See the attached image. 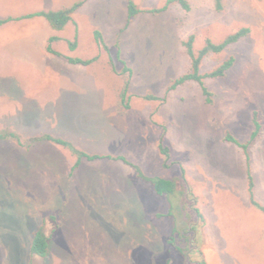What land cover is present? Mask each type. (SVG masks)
I'll list each match as a JSON object with an SVG mask.
<instances>
[{"label":"rangeland","instance_id":"1","mask_svg":"<svg viewBox=\"0 0 264 264\" xmlns=\"http://www.w3.org/2000/svg\"><path fill=\"white\" fill-rule=\"evenodd\" d=\"M129 1L139 12L127 21ZM166 1L0 0V19L81 2L52 35L61 56L46 48L37 61L14 54L40 17L0 26V133L16 135L0 140V264H196L201 256L204 264H264V213L250 204L246 177L249 168L264 206V0H223L221 10L213 0L162 9ZM241 27L247 35L200 63L205 74L234 59L224 75L203 78L210 102L194 81L168 89L189 71L190 36L197 52L205 39L218 43ZM125 85L128 108L118 98ZM254 112L260 129L247 161L224 136L246 142ZM43 135L99 157L77 163ZM133 166L178 182L183 169L205 219L187 259L166 243L173 226L186 227L183 213L168 214L166 198ZM38 229L49 240L45 257L29 250Z\"/></svg>","mask_w":264,"mask_h":264},{"label":"trees","instance_id":"2","mask_svg":"<svg viewBox=\"0 0 264 264\" xmlns=\"http://www.w3.org/2000/svg\"><path fill=\"white\" fill-rule=\"evenodd\" d=\"M214 7L216 10H221L223 8V0H213ZM176 3L178 4L182 9L188 10L189 9V2L188 0H167L165 5L162 9L166 8L169 4ZM81 2H77L73 4L69 8L64 9H57V10H40L36 12H30L15 18L12 17H6L0 19V25L12 21V20H21V19H28L32 17H43L49 25L54 29H62V27L70 20V14L71 12L80 5ZM127 21L132 19L138 12L139 9L136 7L134 3L131 1L128 2L127 6ZM247 27H241L238 30H236L233 33L228 34L222 41L215 43L211 41L210 39H205L204 45L201 49H199L197 52L193 51L192 47V41L193 36H190L186 42H184V46L186 48V52L190 59V66L189 71L182 74L178 78L172 81L168 89H174L178 85L184 83L185 81H194L196 82L201 91L202 94L205 96V100L207 102H210V92L206 89V87L203 84V78L204 77H220L224 75V73L231 67L233 63V58L228 57L224 59L219 65H217L214 69L210 70L209 72L205 74H200L199 72V66L202 61V59L210 54V53H218L224 50L228 45L235 43L238 41L241 37H244L248 33ZM95 38L97 40L100 39L99 33H95ZM59 39L57 36H50L48 38V42L46 45V51L49 53H52L54 55L61 56V54L55 50L51 46V42ZM70 48H74L76 46V35L73 38L72 41H69ZM69 63L71 64H81V65H87L89 64L93 59H81L77 57H64ZM127 85H125L124 89L119 93V103L123 108H128V98L126 96ZM146 98L151 99L154 98L153 96L149 95ZM252 123H253V130L249 136V138L246 140V142H239L234 136L227 133L224 136V140L230 143L236 144L238 147H241L243 150V153L245 154V159L248 161V155H247V146L248 144L256 137L259 129L260 124L257 117L256 112L253 113L252 116ZM163 133L160 135V141L158 144V150L163 156V164L164 166L167 165L166 161L170 156L169 147L164 144V137ZM7 137H16L14 132H3L0 133V140L5 139ZM43 139L52 141L56 144L62 145L63 147H66L69 149L72 154H74L77 158V163L81 158H85L87 160H92L97 157L98 155H90L87 154L77 148L74 147V145L62 138L59 137H52L50 135H43ZM124 160V159H123ZM133 168L136 171V176L139 179L147 181L151 185V190L158 196H164L168 202V214H174V211H180V213H183V216L185 218V221L187 222L186 227L182 228L181 231H177L176 227L173 226L171 233L169 234L166 243L171 245L172 248L184 259H187L188 252L192 249L193 244H191V239L195 236L197 232L203 233V227L205 224V219L199 208L194 204L195 198L193 197L191 190L189 189V186L186 182V179L184 177L183 169H181L180 179L179 182L175 179H168L160 176H146L142 173V171L137 167L133 166ZM246 177H247V191L249 196L250 204L257 209H259L262 213H264V206L261 205L254 197V182L251 175V172L249 168L246 170ZM178 196H181V200L178 199ZM178 200V201H177ZM189 200V206L188 204ZM195 241L197 240L194 238ZM48 246H49V240L48 237L44 235V233L38 229L36 230L30 240V246L29 250L31 253L40 256L45 257L48 252ZM196 251L202 255L201 250L199 248L196 249ZM196 264H204V260L201 256V259Z\"/></svg>","mask_w":264,"mask_h":264},{"label":"crops","instance_id":"3","mask_svg":"<svg viewBox=\"0 0 264 264\" xmlns=\"http://www.w3.org/2000/svg\"><path fill=\"white\" fill-rule=\"evenodd\" d=\"M57 10V9H56ZM40 11V10H39ZM36 12V11H34ZM40 17V16H39ZM39 17H34V18H38ZM41 19L39 20L40 22H38L37 24L33 25L31 27V34L30 37L24 42V46H21V43H17L19 46V48H16L14 46V51H15V55H17L18 57H24L27 58L30 56L31 60H38V54L41 52V50L46 48L47 42H48V38L52 35H57V31L51 30L49 27V23L43 18L40 17ZM42 18L45 20H42ZM29 19V18H28ZM10 22V21H8ZM7 23V22H6ZM1 26V25H0ZM60 30V29H59ZM29 41H32L31 43H29ZM40 47V48H39ZM32 48V50H31ZM42 48V49H41ZM31 51V52H30ZM81 65V64H78ZM254 190V189H253Z\"/></svg>","mask_w":264,"mask_h":264}]
</instances>
